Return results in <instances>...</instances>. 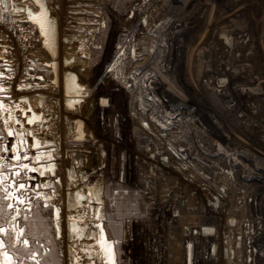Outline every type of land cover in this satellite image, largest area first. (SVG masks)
Masks as SVG:
<instances>
[{
	"label": "rangeland",
	"instance_id": "obj_1",
	"mask_svg": "<svg viewBox=\"0 0 264 264\" xmlns=\"http://www.w3.org/2000/svg\"><path fill=\"white\" fill-rule=\"evenodd\" d=\"M46 1L59 25L61 63L64 58H74L73 65L79 60L77 53L66 55L67 43L80 41L88 51L83 59L84 78L79 76L80 85L86 89L84 101L73 110L62 106L60 122L56 114L52 128L53 134L58 131L60 136L47 138L60 144V157L63 161L68 158L70 175L74 177L73 182H64V195H47L53 201L62 200L65 206L63 224L58 223L62 237L52 239L59 250L56 257L60 264H106L97 243L100 239L96 227L106 221L103 212L98 218L85 220L82 212L86 208H79L80 199L71 196L65 203L66 191L82 192L84 207H91L88 191L97 180L103 183L105 178L111 179L112 190L115 179L140 190L143 197L142 217L124 216L117 220L122 222L118 248L122 264H172L170 254L176 243L170 242V234L180 218L172 212L178 207L179 198L193 197L201 216L214 221V230L208 237L201 236L199 225L189 227L188 236L184 229L178 231L182 255L175 264H264V3L230 7L225 4L229 0H167L168 4L165 0ZM173 1L175 9L170 12ZM163 7L165 14H172L170 35L164 46L165 67L159 76L164 83L154 89L151 83L144 86V81H138L134 91L133 75L146 58L139 50L157 41L145 21ZM234 25L239 29L235 33L237 50L243 51V60L260 82L245 90L217 71L210 73L212 66H222L219 50H233L229 35H234L224 30ZM0 29L11 36V55L7 59L0 57V68L15 71L21 62L26 71L33 73L32 78L23 81L27 88L16 91L15 98H36V86L56 94L50 89L53 75L43 67L51 58L42 47L37 28L27 22L24 14L11 10L10 0H0ZM30 50L42 52L43 57L40 59L39 53L35 56ZM38 77L43 82H36ZM144 87L161 96L160 103L151 107L166 112L170 126L165 125L164 130L170 132L168 139L161 134L165 132L161 128L157 133L143 128L144 133H135L145 120L130 112V96L132 91L142 93ZM102 98L108 101L106 107L100 103ZM14 103L20 120L26 105L17 100ZM182 116L183 121H179ZM243 122L247 124L243 126ZM13 127L4 126L0 119V136ZM225 133L229 134L228 141ZM234 137L236 140L232 141ZM230 143L235 145L233 150ZM93 153L100 161L91 159V165L79 166L83 158ZM230 172L242 187L235 189L230 185ZM250 189L254 195L244 198L241 191ZM121 197L117 193L116 201L123 200ZM97 204L103 211L101 200ZM5 205H0V213L9 218ZM191 209L196 211L194 205ZM76 212L80 219L74 222L85 231L71 238L67 224L74 220ZM18 221L20 225L27 222L22 215ZM1 225L6 226L5 220H1ZM243 226L249 227L245 244L240 241ZM1 258L0 264H4ZM41 264L53 262L44 260Z\"/></svg>",
	"mask_w": 264,
	"mask_h": 264
},
{
	"label": "flooded vegetation",
	"instance_id": "obj_2",
	"mask_svg": "<svg viewBox=\"0 0 264 264\" xmlns=\"http://www.w3.org/2000/svg\"><path fill=\"white\" fill-rule=\"evenodd\" d=\"M241 1L242 0H229L225 4L230 7L231 6L237 7V6H242ZM248 2L264 3V0H248ZM242 3H244V1ZM0 140H2L0 141V205L2 206L4 203H6L4 208L10 214L8 218L4 216L2 213H0V218H1L0 229L4 230V231H0V258L2 257L1 259L3 262L6 259H8L12 264H41L44 260L56 264L57 261H59L58 258L56 257V254H58L57 252L59 250L58 248H55L56 247L55 242H53L52 239L55 237L56 240H59L62 237L60 227H58V234H57V225L58 226L61 225L58 224L59 222L63 224V218L65 215V206L62 200L53 201L51 195L50 196L47 195H49L52 192H55L56 194L60 192L61 195H64L63 194L64 182H68V181L73 182L74 177L70 175V173L69 175L67 173L68 172L67 166L69 165L70 167L68 158L65 161L62 160L63 158L61 159L60 157L61 147L60 144H58L59 147H57V149L59 150V153L55 156L53 171L50 174L53 180L49 181L46 180L45 176L41 175L42 172L50 171L47 168L42 169L44 165H49V163L45 162L41 165V167H37L38 173L28 174L27 169L25 170L20 169L21 163H16L10 160V158L15 156V153H12L9 147L8 148L6 147L7 146L6 142H11V140H9L8 138L6 129L4 131V136L3 137L0 136ZM5 148H7V151L4 150ZM33 164L34 163L31 162V165ZM64 164L67 166L63 167ZM39 168H41L42 172L39 171L40 170ZM29 178H33V179H29ZM84 178L85 177L83 176V179L81 180L83 185L84 182L86 181ZM113 181H114L113 183L115 184L114 190L111 189V182H112L111 179L105 178L103 181L102 193L100 194L101 196H99V199L101 200L103 205V209H102L103 211H101V207H98L97 200L99 201V199L98 198L96 199L93 194L95 187H97L95 184L91 185L92 189L88 191V195H87L89 199L91 198V200L89 201L91 207L89 206L84 207V201L86 200L81 199V197L79 196V195H84L82 192H75L70 194L66 191L65 197L67 200L65 201V203L68 204L71 196H73V198L81 200L79 201L81 202L79 208L81 210L83 208H86V210H88V212L91 214V217L96 216V218H98L97 215H100L103 212L106 221L105 222L101 221V222H103L104 224V228L107 232L108 239L114 242L117 253L118 264H122L118 253L121 234L119 238L114 236L110 228V225L112 224L116 226L119 232L122 231L121 230L122 222H117V220L121 219L124 216H131V217H139V216H133L131 214L126 213L114 219L108 218L106 215L107 199L111 198V203H114L113 199L116 197L117 193L119 194L121 193V190L122 192H124V194L137 195L140 193L141 197H142V192L130 186L129 184L126 183L120 184L119 181L115 179ZM20 184H25L26 187L19 188ZM119 185L120 186L124 185V186L123 188H120ZM124 187H126L127 189H124ZM9 193H11V195H9ZM17 197H19V199H17ZM141 201L140 204L142 203ZM9 204H11L12 206L9 207ZM92 206H95L96 208ZM57 209L59 210L58 219H57ZM21 215L24 216L27 221L23 225H20L18 221ZM1 220H5L6 226L1 225ZM99 223L97 224V226L99 225ZM87 224L91 225L89 222H87ZM67 226H69V236L71 238L75 236L74 234H80L81 232L85 231L83 230L81 225L78 222H74V220L70 221L69 224H67ZM200 229H201V233H200L201 236H204L203 235L204 228L200 227ZM53 230H54V235H53ZM97 230L99 234V227H97ZM25 240L28 241L27 244L24 243ZM5 253H7V257H5ZM34 254L35 256L33 258Z\"/></svg>",
	"mask_w": 264,
	"mask_h": 264
},
{
	"label": "bare ground",
	"instance_id": "obj_3",
	"mask_svg": "<svg viewBox=\"0 0 264 264\" xmlns=\"http://www.w3.org/2000/svg\"><path fill=\"white\" fill-rule=\"evenodd\" d=\"M14 1L19 2V0H14ZM165 1H166V3L168 2L167 0H165ZM243 1H244V3H242ZM247 2H248V0H242L241 4L243 5ZM30 6L35 10V8L32 4ZM170 8H171L170 12H173V10L175 9V2L174 1L172 2V5ZM164 10H165V8L163 7L162 10H159V11L151 14L147 18V20L145 21L146 26L150 31L149 33L151 35H153L154 37H156L157 41H155L152 46H146L145 50H139L140 51L139 53H141L143 51L144 54H146V58H145L144 62H142L138 65V67H137V69L133 75L134 79H136V81H137V82L134 81V85H133L134 91L136 90L135 86H137V83H139V82L142 83V81L145 82L144 86H146L148 83H151V86L154 89H156L158 84L164 83L162 78L159 76H161V72L164 69L163 67H165L164 66L165 65L164 64V62H165L164 61V53H165L164 52V50H165L164 46L168 42L167 40H168V37L170 35L169 29L172 25V21L170 19L172 14L170 12L165 14L166 11H164ZM233 22L238 23V21H236V20ZM237 30H239V29L235 25L233 27H229V26L225 27L224 31H226L227 33L230 32L231 34L234 35V37L229 35V38L230 37L232 38V42L230 43V45H231V47L233 46L232 47L233 50H228V49L219 50L220 54H218V55H220V58H222V66H219V65H217V66L214 65V67L212 66L210 73L212 74V73H215V71H217L219 76L225 77L226 80H228L229 82L235 81L236 84L241 85L242 89L245 90V88H248L251 85H260V82H258L257 75L253 74L252 69L249 67L247 62L245 63V61L243 60V57H245L243 51L237 50L238 48H237L236 40L238 38H237V35H235ZM225 40H226V37H225ZM160 47H163V48H160ZM65 50H66L67 56H69V54H71V53L79 54L78 55L79 60L77 61V63L75 65L72 64V65L68 66L67 68L61 69L62 74H65L66 71H68V72L73 71V73L77 74L78 77L80 75H82L84 78V74L86 72V62L83 59H85V57L87 56L88 51L85 50V48L82 45V42L79 41V42H76L75 44H72V45H69L67 43ZM30 51L32 53H36L35 52L36 50H30ZM66 59H68V58H66ZM224 67H225V71H224ZM210 77H212V75L209 76V78ZM79 81H80V78H79ZM140 87H142V85H140ZM52 88H54V86ZM54 91L57 93V90L55 88H54ZM134 91H132L131 96H130V112L138 113L139 116L140 117L143 116L144 120H145V122H144L145 124L144 125L140 124L141 126L139 125V130H137L135 132L137 135H140L141 132L144 133L143 129H146V130L150 129V130H153L157 133L158 129L160 131H161V129L164 130L165 125L168 124V126H170V124L166 122V119L168 118V116H166L167 115L166 112L161 111V109H154L153 107H151L152 104L154 105V104L160 103L159 102V100L161 98L160 95H158L157 93L152 94L151 93L152 91L150 89L149 90L146 89V87H144L142 90L143 92L138 94V95L136 93H134ZM61 94H62V92H61ZM163 96L164 97L166 96L165 93H163ZM32 101L37 103V96H36V98L32 99ZM32 101H31V103H32ZM46 101L48 104L46 106L44 105V107H41V108H43L46 123L49 124V125L47 124V126H49L50 129L49 130H42V129L37 128V127L33 128L35 136L38 137L40 140H43V141L48 140L47 138L49 136H54V138L60 136L58 131L55 132V134H53V130H52V128L54 127V124H55L54 119H55L56 114H57V118L60 119V115H61L60 109L57 111L56 107H54L55 105L52 101H50L51 103L48 100H46ZM14 104H15L14 102L8 103L9 111L7 113V120L9 122H13V121L15 122L18 120L17 119V113H16L17 112V109H16L17 106H15ZM56 104L61 105L60 103H56ZM58 108H59V106H58ZM149 110H150V112H149ZM183 116H185V115H183ZM183 116L181 119H179V121H183V119H184ZM140 122H143V121L141 120ZM235 122H237L239 124L237 119L235 120ZM17 123H18L17 125L19 126L20 129L26 128L23 121L18 120ZM248 123H250V121H248ZM243 124H244V122H243ZM246 124H244L243 126H245ZM161 134L164 135L166 137V139H168L170 137V132H168V131L162 132ZM224 136L226 138L225 141H228L227 138L230 139L228 133H225ZM234 139L236 140V137H234L232 139V141H235ZM217 145H221V144L217 143ZM230 146H231L232 150H233L232 147H235L234 143H232V144L230 143ZM214 149L211 148V150H214ZM89 158L92 159V156ZM96 158L99 160L98 157H96ZM197 158H198V156H197ZM97 163H98V161H97ZM97 163H96V165H97ZM213 166L216 169V167H215L216 164L215 165L213 164ZM242 168H243V166H242ZM230 173H231V178H232V179H230V181H232L230 185L235 189H236V186H238V185H239L238 187H242V184L239 181L234 180V177H235L234 173H232V172H230ZM95 185L97 187H95L93 194H94L95 198L97 199V198H99V196H101L100 194L102 193L103 183H102V181L101 182L97 181ZM241 192H243L245 194L244 198L245 197L250 198V196L254 195V192L252 191V189H250V191L246 190V191H241ZM195 203L196 202H195L194 197L192 199L191 198L190 199L179 198L178 207L176 208V209H179L181 212V216L179 218V221L177 222V227L179 228L178 231H180L181 229H184L186 227L189 228V227H192L193 225H199V226L210 231V233L207 234V237H208L212 234L211 230L213 229V226H214L213 222L214 221L212 222V219L202 217L201 213L199 211V207ZM193 205L195 206L196 211L194 209H191V207ZM76 214L78 215V213H75V215ZM82 214H83V216L82 215L81 216L85 220H88V219H90L89 217H91V214L88 212V210H85L84 212H82ZM259 218H261V217L259 216ZM248 230H249V227L243 226V230L240 232V234H241L240 241L241 242L243 241V244H245V242H246L245 235L247 236ZM172 236H174L172 243L175 242L176 245H175L174 249L172 250L170 256L172 257L171 263L175 264V262L179 258H181L182 246H181V242H179V240H178V238H179L178 236H180L179 233L176 234V237H175V235H172ZM249 253L252 254L250 252V250H249ZM90 264H97V262L90 263Z\"/></svg>",
	"mask_w": 264,
	"mask_h": 264
},
{
	"label": "water",
	"instance_id": "obj_4",
	"mask_svg": "<svg viewBox=\"0 0 264 264\" xmlns=\"http://www.w3.org/2000/svg\"><path fill=\"white\" fill-rule=\"evenodd\" d=\"M11 1V10L18 13L24 14L26 17L27 22L31 23L32 25L36 26L38 34L41 38L42 47L48 52L50 55L51 61L45 66L51 70L53 75L52 85L57 90V94L60 95L62 92L64 98V104L69 110H73L75 106L80 105L84 100L86 89L80 85L79 77L77 74L70 72L62 74L61 69L67 68L68 66L74 64L75 59H66L64 58L61 63V56H60V34H59V25L58 21L52 17V13L48 8V4L46 0H19V2H15L14 0ZM31 3L35 10L28 5ZM24 5V6H23ZM40 21L44 23V33L42 34L40 28ZM4 76L0 73V79H3ZM257 91L260 90L259 88H255ZM255 90V91H256ZM21 104L26 105V109L21 112V119L25 121L26 128L21 129V132L18 131L13 127V134H8V128L6 132L8 134L9 140L11 142H6L7 148L15 153V156L18 154L19 159H14L13 157L10 158L11 161L16 163H21L20 169L25 170L27 169V173H38L37 167H41L43 163H49L51 167H54V160L55 156L59 153L57 147H59L58 142L52 140H40L34 134V127L40 128L42 130H49L50 127L44 125V114L43 112H35L31 99L29 97H23L17 100ZM103 101V102H102ZM69 102H72L71 104ZM102 107H106L108 105V101L105 98L100 100ZM40 106H42V102H39ZM60 108V105H58ZM4 104L0 99V112H3ZM31 120V122H29ZM60 122V119H59ZM18 124V123H17ZM9 143V144H8ZM5 144V145H6ZM13 144L16 145L15 151H13ZM36 144V147L33 145ZM14 156V157H15ZM92 162L96 159V154H91ZM27 157V158H25ZM37 157H39L37 159ZM31 162L34 163L31 165ZM96 164V162L94 163ZM264 166V161L261 162ZM23 165H27L28 167L25 168ZM35 169V171H33ZM99 199V198H98ZM100 201V199H99ZM174 217H180L181 212L179 209H175L173 211ZM99 225H103V232L106 236L107 240L113 242L112 240L108 239L107 232L104 228L103 222H100ZM204 236L210 233L209 230L203 229ZM178 233L177 227H172L171 234H170V242L172 243L174 236ZM189 228H184V235L188 236ZM99 237L100 229H99ZM112 249L114 251V259L115 264H118L117 261V253L115 249L114 242L112 244ZM106 264H108V260L104 255Z\"/></svg>",
	"mask_w": 264,
	"mask_h": 264
},
{
	"label": "crops",
	"instance_id": "obj_5",
	"mask_svg": "<svg viewBox=\"0 0 264 264\" xmlns=\"http://www.w3.org/2000/svg\"><path fill=\"white\" fill-rule=\"evenodd\" d=\"M10 38H11V36H10V33L9 32H6V30L0 29V57L3 58V59H7V57H10L8 55H11V53L8 52V50H10V42H9ZM35 52H36V53H34L35 56H37L38 53H39L40 54L39 58L41 59L43 57L42 52H40L38 50H36ZM7 64L9 66L11 65L9 62H7ZM45 64H47V63H45ZM45 64L43 65V67L47 69V67L45 66ZM19 65L20 66L15 67V71H13L12 68H8V69H2V68H0V73L4 76L3 79H0V99L3 102V104H4L3 112H0V119L3 121L4 126H7V124H10V125L14 126L16 128V130L18 131V133L21 132V129H19V127L16 126L15 123H17V122H14V121L13 122H9L7 120V113L9 111V109H8V103L15 102V100H18V99L15 98L16 91L19 92V90L22 91L21 89L27 88V87H23V84H24L23 81H24L25 78H28V79L32 78V75L31 74H33V73H30V71H26L25 68H23L21 62L19 63ZM42 80H43L42 77H38V79L36 78V82L37 81L43 82ZM51 84H52V81H51ZM24 86H28V85L24 84ZM51 86H50V89H52ZM48 87H47V89H48ZM36 89H38L37 94H36V96H37V103H34L32 101V99H31L32 106H33L35 112H37V113L43 112V114H44L43 108H41V107H44V105L46 106L48 104L46 100H48L49 102L52 101L54 103V105H55L54 107H56V110L58 111L60 109V112H62V106H65V104H64V98H63V95L62 94L57 95V93L55 94L54 92H53V94L51 92H44L46 89L43 90V87H41V86L40 87L36 86ZM52 91H54V88L52 89ZM47 93H49V96L47 95ZM39 102H42L43 103L42 106H40ZM56 103H60L61 104L60 105V108H58V105ZM35 105H38L40 108L37 110L34 107ZM21 110H23V109H21ZM20 120L23 121L24 124H25V121L24 120H22V119H20ZM46 124H48V123H46V119H45V115H44V125H46ZM84 159L85 158H83L81 160V163L79 164V166H85L86 164H90L91 165V159L90 158H87L85 160ZM46 168L48 170H50V171H48V172H42L41 168H39L40 169L39 171H41L42 173H44L43 176L46 177V180H49V181L50 180H53L51 178V176H50L51 172L53 171V167H51L49 165H44V167L42 169H46ZM67 170H68L67 173L69 175V173H70L69 165L67 166ZM63 176H64V174H63ZM79 196L81 197V199L84 200V195H79ZM78 215L76 214L74 216L75 217L74 218V221L80 219L78 217Z\"/></svg>",
	"mask_w": 264,
	"mask_h": 264
},
{
	"label": "trees",
	"instance_id": "obj_6",
	"mask_svg": "<svg viewBox=\"0 0 264 264\" xmlns=\"http://www.w3.org/2000/svg\"><path fill=\"white\" fill-rule=\"evenodd\" d=\"M120 188H123L122 186ZM121 198L123 200H117L116 201V197L113 199L114 203H111V198L107 199V211H106V215L108 218L114 219L117 217H120L126 213L131 214L133 216H143L144 212H143V207L140 204V201L142 200V197L140 196V193L137 195H133V194H124L121 190ZM118 193V198L119 195ZM116 226L114 225H110V228L112 230V233L114 236L116 237H120V231L119 233H117L115 231ZM56 264H60L59 261H57Z\"/></svg>",
	"mask_w": 264,
	"mask_h": 264
},
{
	"label": "snow or ice",
	"instance_id": "obj_7",
	"mask_svg": "<svg viewBox=\"0 0 264 264\" xmlns=\"http://www.w3.org/2000/svg\"><path fill=\"white\" fill-rule=\"evenodd\" d=\"M40 23V28H41V31H42V34H46L44 33V23L42 21L39 22ZM103 102V101H102ZM70 104L72 102H69ZM31 122V120L29 121ZM7 123V122H6ZM8 134L9 135H12L13 134V130L11 128H8ZM37 145L34 144L33 147H36ZM13 148V151H15L16 149V145L13 144L12 146ZM5 151H7V148L4 149ZM14 159H19V155L17 154L15 157H13ZM27 158V157H25ZM39 157H37L38 159ZM23 167L27 168L28 166L27 165H23ZM33 171H35V169H33ZM41 175H43V173H41ZM29 179H33V178H29ZM26 185L25 184H20L19 185V188H25ZM9 195H11V193H9ZM39 195V193H38ZM17 199H19V197H17ZM12 205L9 204V207H11ZM59 218V210L57 209V219ZM58 225H57V234H58ZM96 227H99L100 229V235H101V239L99 241H97V243L100 244V247H101V252L106 256L107 260H108V264H115V259H114V251L112 249V244L113 242H110L107 240L106 236L104 235V232H103V225H98ZM0 231H4L3 229H0ZM25 244L28 243L27 240L24 241ZM35 254L33 255V258H34ZM5 257H7V253H5ZM4 264H10V261L8 259H6L4 261Z\"/></svg>",
	"mask_w": 264,
	"mask_h": 264
}]
</instances>
